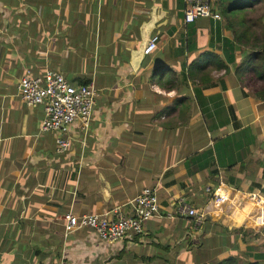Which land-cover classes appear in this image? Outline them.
Returning a JSON list of instances; mask_svg holds the SVG:
<instances>
[{
	"label": "crops",
	"instance_id": "crops-1",
	"mask_svg": "<svg viewBox=\"0 0 264 264\" xmlns=\"http://www.w3.org/2000/svg\"><path fill=\"white\" fill-rule=\"evenodd\" d=\"M242 3L185 24L183 0H0V264H264V99L234 39L259 5ZM46 71L97 93L63 152L40 132L44 107L18 96ZM149 187L164 213L182 199L205 221L151 218L112 244L65 230L66 215L130 214Z\"/></svg>",
	"mask_w": 264,
	"mask_h": 264
},
{
	"label": "built area",
	"instance_id": "built-area-1",
	"mask_svg": "<svg viewBox=\"0 0 264 264\" xmlns=\"http://www.w3.org/2000/svg\"><path fill=\"white\" fill-rule=\"evenodd\" d=\"M183 5L185 24L193 23L199 18L221 19L213 8V0H183ZM157 42L158 37H152L143 55L153 52L157 48ZM17 90L19 99L27 107H44L45 115L40 123V132H59L56 139L58 152H63L70 146V141L62 136L67 126L78 122L82 130L89 128L97 95L93 83L71 84L61 73L46 71L41 77H21ZM212 197L217 204L226 199L224 193L217 191L212 192ZM174 208V212L164 213L156 188H144L131 203L130 214L121 216L116 210L81 217L66 215L65 230L71 232L86 227L93 230L101 241L112 244L141 236L143 224L151 218L189 217L193 220L194 230L205 221L204 212L196 211L182 199L177 201Z\"/></svg>",
	"mask_w": 264,
	"mask_h": 264
},
{
	"label": "trees",
	"instance_id": "trees-1",
	"mask_svg": "<svg viewBox=\"0 0 264 264\" xmlns=\"http://www.w3.org/2000/svg\"><path fill=\"white\" fill-rule=\"evenodd\" d=\"M244 7L253 8L256 5L264 4V0H242ZM260 25L261 35L254 31L253 27L249 25L246 29L234 32L235 42L250 48L243 60L237 65L236 72L238 75L251 74L250 80L256 81V94L260 99H264V17L257 21ZM251 24L254 26L253 22ZM258 82V83H257ZM216 264H238L236 258L230 257L219 261ZM257 264V263H252Z\"/></svg>",
	"mask_w": 264,
	"mask_h": 264
},
{
	"label": "rangeland",
	"instance_id": "rangeland-1",
	"mask_svg": "<svg viewBox=\"0 0 264 264\" xmlns=\"http://www.w3.org/2000/svg\"><path fill=\"white\" fill-rule=\"evenodd\" d=\"M262 16L264 17V4L257 6L255 8L254 12H252L248 15V18L251 20L250 22H253L254 26L251 23H250V25L254 28V31H256V33L258 35H261V29H260V25H259V23H257V21L259 19H261ZM193 255H195V254L192 253V254L185 256L184 261L188 262L189 258L192 259Z\"/></svg>",
	"mask_w": 264,
	"mask_h": 264
},
{
	"label": "water",
	"instance_id": "water-1",
	"mask_svg": "<svg viewBox=\"0 0 264 264\" xmlns=\"http://www.w3.org/2000/svg\"><path fill=\"white\" fill-rule=\"evenodd\" d=\"M149 40H150V39H149ZM149 40H148L147 43H145V45L142 47V50H141V54H142V56H143V51H144L145 48L147 47Z\"/></svg>",
	"mask_w": 264,
	"mask_h": 264
}]
</instances>
